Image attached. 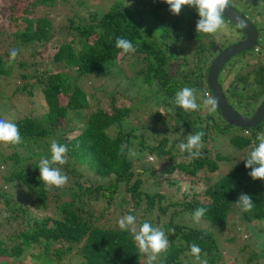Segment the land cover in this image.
<instances>
[{
	"label": "trees",
	"instance_id": "16d2710c",
	"mask_svg": "<svg viewBox=\"0 0 264 264\" xmlns=\"http://www.w3.org/2000/svg\"><path fill=\"white\" fill-rule=\"evenodd\" d=\"M55 1L32 0L23 8L25 14L20 17V28L13 33L15 47L12 49L23 48L27 51L44 45L50 38L57 39L59 46L52 58L54 64L74 68L76 76L70 77L62 70L50 73L48 66L36 78L41 90L43 115L40 119L33 115L40 113L36 103V109L32 113L25 114L15 122L22 142L5 146L0 143V166H7L8 163L12 165L5 174H0L3 182L1 185L21 186V196L15 197L0 185V264H60L61 259L72 252L73 248L74 262L70 264H140L145 255L138 252L132 234L122 231L118 223L108 222L114 217L112 207H117L115 210L126 207V211L134 216L143 215L140 225L147 221L165 232L169 240L168 248L157 255L153 264H197L195 257L190 254V246L194 243L202 250L201 259L218 264L217 260L222 257V252L209 226L205 225L210 222L222 228L231 215L240 219V223L246 227L253 221L264 220V180H253L250 177L251 169L245 167L244 159L249 155L246 154L226 172V177L230 180L219 178L203 188L201 194L194 189L183 190L182 185L194 187L200 170L208 169L215 173L223 166V155L213 148L216 141L210 139L214 137L213 134L223 130L219 120L225 127H230L221 118L218 107L215 110L217 114L202 109L186 112L173 103L175 94L183 83L170 77L166 68L171 62L186 60L182 51L176 52V42L181 37L187 41L196 32L195 29H190L191 24H186L192 19V14L184 15L182 10L187 7L184 6L179 15H171L169 5L164 0H131L136 7L134 10L122 5L120 0H115L108 8H91L86 17L77 23L70 17L68 26L59 25L54 30L47 16L34 15L31 8L53 6ZM15 9V5H12L10 16H13ZM165 15L172 17L166 20ZM152 24L159 26L158 39L149 38L148 31H152ZM117 37L131 41L136 51L122 54V50L115 46ZM230 39L232 40L231 35L229 39L228 36L225 39L227 44ZM220 49L208 58L204 55L207 49L197 47L194 50L196 54L191 56L196 58V63L185 77L195 76L197 80L194 84L197 83L198 86L204 80L202 93L210 94L206 72ZM10 52L0 54V76L9 74L15 64V60L9 62ZM132 55L143 56L146 66L143 73L126 77L131 89L133 81L139 80L142 85L139 93L131 91V97L141 94L146 99V86L155 87L157 95L161 94V103L167 107L168 114L164 116L159 110H148L144 115L148 126L138 127L134 113L141 103L136 108L120 107L116 101V91L110 89V110L101 107L99 101L94 102L97 109L85 116V121L79 128L72 126L63 129L71 121L72 115L81 118L83 110L90 106L87 94L76 83L77 79L111 71L122 73L121 61L131 59ZM182 63L186 67L185 61ZM19 66L24 68L29 64L24 62ZM21 76L27 78L25 74ZM227 84L223 91L229 104L240 113L250 115L259 105L256 92L242 96L237 93L238 85ZM24 88L26 85L20 89ZM232 88L236 90L230 95L228 91ZM31 93L29 90V94ZM61 97L66 98L65 103H61ZM262 125L264 120L257 127ZM179 128L187 134L184 139L189 134L194 135L200 131L205 133L198 158L189 161L177 159L181 155L182 158H188L186 152L181 153L177 148L179 143L186 142L182 136H174ZM244 131H247L245 135H229V143L235 149L246 148L253 141L254 135L250 134V129L245 128ZM39 139H43L47 151L53 140L67 146L66 163L54 167L60 168L67 175L68 181L76 178V184L47 189L38 179L39 162L41 158L50 159L51 153L29 149L27 156L20 148ZM122 144L133 149L137 156L129 159L126 154L120 155ZM3 147L14 149L7 153ZM153 150H157L167 160L159 175L153 174L151 160L147 158V161L141 162L142 153L148 156ZM83 166L97 176L95 180L86 179L88 185L80 180L81 172L78 169ZM181 173L189 176V180L182 178ZM153 175L155 180L147 182L149 176ZM98 177L104 178V181ZM206 177L210 178V175L206 174ZM159 183L171 188L173 192L165 194L154 189V185ZM24 190L31 191L32 197L26 196ZM242 193L250 195L252 199L254 205L250 211H245L236 204ZM51 194L58 203L55 213L38 216L33 208L46 209ZM116 197H119L118 204ZM197 208L207 209L198 222L190 220ZM161 218L164 221L159 225L158 219ZM153 219L156 221L153 222ZM172 229L174 232L170 231ZM247 260L255 262L257 258L253 254Z\"/></svg>",
	"mask_w": 264,
	"mask_h": 264
},
{
	"label": "rangeland",
	"instance_id": "374dc122",
	"mask_svg": "<svg viewBox=\"0 0 264 264\" xmlns=\"http://www.w3.org/2000/svg\"><path fill=\"white\" fill-rule=\"evenodd\" d=\"M31 1L32 0H0V54L6 55L12 50L13 47H15L12 39L13 33L17 31L18 28H20L22 24V19L20 17L24 16L25 14L23 12V8L27 7L29 3H31ZM114 1L115 0H56L53 6H43L31 9L34 15L41 17L47 16V18L51 20L54 30H56V27L59 25L68 26V19L70 17H72L75 23H77L78 20L86 17V14L89 10L108 8ZM120 3L126 6V0H120ZM229 4L232 5L233 8L241 10L250 20H252V23L259 31V37L255 47H253L249 51H244L243 53L236 55L235 59L226 64L225 68H222L219 74V80L221 81L223 86H225V81L227 83L230 81V85H238L237 91L239 92L237 93H240V95L242 96L252 95V92H256L258 96V102L260 103L264 99V0H229ZM12 5H15L16 11L14 12V14H12L13 16H10V9ZM134 5L135 4L130 0L129 6H127V8L134 10L136 8ZM184 10H182L183 12H185L184 15L186 13L192 14V19H190L186 24H191L190 29H195L196 22L199 19L197 11L189 6H187ZM171 15H165L164 17L166 20H168V17H172ZM226 21V18H224L225 26L215 34H199L195 32L193 33V37L187 41L184 37L179 38V41L176 42V46L178 47V49H176V52L179 53L182 51V55L184 56V58H186V60L179 59L175 62H171L169 67L166 68V71L170 77H174L175 79H178L179 82L183 83L181 85L182 88L190 87L197 90L196 94L198 103H200L202 100L201 88L205 83L204 80H201L198 86L197 83L194 84V82H196L197 80L195 76L192 75L189 78L185 77L188 75V72L192 70L191 67H194L196 63V58H193L191 56L192 54L195 55L196 52L194 50L197 47H200V49L203 50L205 48L207 49L204 52V55H206V57H212L216 50L219 49V44L222 43L224 45H227L225 37L227 38L228 36L229 39V35L232 36L233 40L229 42H234L235 36L239 37V35L231 26V24L227 23ZM151 27L152 31H148V33H150L149 38L158 39L159 26H156V24H152ZM70 39L71 37L68 38V40ZM173 40L175 41V39ZM58 46L59 41L57 39L50 38L44 43V45H39L27 51L23 48H19L18 56L15 59V64L12 66V70L10 71V73L5 74V76H0V118L15 123L25 114L32 113L36 109V103L38 108L40 109V113L33 115L37 116V118L39 119L41 118L44 110H42L43 105L40 93L41 90L39 84L36 82V78L48 66L50 67V73H55L62 70L70 77L76 76L74 68L60 67L54 64L52 58L54 53L57 51ZM184 61L186 63V67L182 63ZM24 62L29 64V66L21 68L19 65ZM120 64L122 65V67H120L122 73L118 74V72L115 73L111 71L110 73H100L97 75H92L90 77L83 76L77 79L76 83L87 94L90 106L89 108L86 107L83 110L81 118H77L76 116L72 115L71 121L67 122V125H65L63 129L66 130L72 126H77L79 128L85 121V116H88L97 109V107L93 104L94 102L99 101V105L101 107L110 110L111 107L108 98V92H110L108 90L110 89H113V92L114 90L116 91V101L117 103H119L120 107L132 106L136 108V106L141 103L139 109L134 113L137 118L136 123H138V127L148 126L147 119L144 116L148 110H159L164 113V116L168 114L169 111L167 107L163 106V104L161 103V94L159 93L157 95L155 87L146 86V99L141 94L135 98L131 97V91L133 90L135 93H139L140 87L142 85L141 81L139 80L137 82L133 81L134 84L132 85L131 89L128 85L129 79H126V77L129 78L135 74L137 76L139 72L143 73L146 66V61L145 59H143V56L136 57L135 55H132L131 59L127 58L126 60L121 61ZM22 74H25L27 78H22ZM230 77L231 80H229ZM229 84H227V86ZM24 85H26V88L21 90L20 88H22ZM223 88L226 89V87ZM29 90L32 91L31 94H29ZM235 90L236 88H232L228 91V94L231 95V92H235ZM65 102L66 98L61 97V103ZM155 102L158 103L154 105L153 103ZM213 113L217 114L216 111H214ZM69 116H71V114ZM170 121L173 122L172 120ZM219 124L222 125L221 128H223V130L219 131V133L217 134H213L214 137L210 140L216 141V144L215 146H213V148H216L220 151V153H222L224 159L221 163L223 164V166L219 168L215 173H211V171H209L208 169L200 170L196 175L199 176V178L197 182H195L196 184L194 185V187L192 186L191 188L190 186L187 187L185 185H182L183 190L185 189V191H189V189H194L201 194V192H203V188H205L207 185L212 184L217 179H229V177H226V172L229 170L231 165L236 164L240 161V158L244 157L246 154H249L258 143V141H256L257 134L264 133V125L250 129V134L254 135V139L251 144L246 148L235 149V147H233L229 143V135H245L244 129H231L230 127H225L226 125H224L221 120H219ZM158 127L161 128L159 124ZM186 135L187 134L182 130V128H179V131H175L174 133V136H182V139H184ZM50 144L48 145L47 151L46 147H44L43 145V139H39L36 140L35 143H29L28 145L20 149L26 155L28 154L29 149L38 150L40 153H43L46 150V153H50ZM5 145L6 144H4V146ZM3 149L6 150L7 153H11L14 148L3 147ZM142 154L143 156H141V162L147 161L148 158L153 163V174L159 175L160 172L164 170L167 160L165 158H162L157 153V150H153V152L151 154L149 153L148 156H146L144 152ZM150 155L152 156V158L149 157ZM177 159L189 161V158H182V155L178 156ZM30 162L31 161H28V163ZM225 165L227 166L225 167ZM11 168L12 165L10 163H8L7 166L6 164H3L2 166H0V174H5L7 170H10ZM78 170L81 172L80 180H82L85 185L89 184L86 179L95 180L97 178L94 173L89 172L86 169V166H83ZM206 174L210 175V178H207ZM182 175V178H185L186 181L189 180V176L184 174ZM196 176H194V178H197ZM1 178L2 176L0 175V185L3 183ZM98 178L100 179V177ZM100 180L104 181V178ZM154 180L155 175L149 176L147 182H151ZM160 183L154 185V189L160 190L165 194L173 192L171 191V188L164 187L160 185ZM74 184H76V178H71L67 183V185ZM1 186L11 196H21L19 189V187L21 188V186H11L9 184H3ZM24 193L26 196L32 197L31 191L24 190ZM125 195L126 197H128L127 194ZM118 199L119 197H116V204H118ZM48 204L49 205L46 207V209L38 210L37 208H33V210L38 213V216L41 217L52 214L53 212L55 213L58 203L57 199H54L52 194L48 199ZM112 208V215L114 217L108 220V222L111 224H116L122 216L131 214L126 211V207L120 210H115L117 207ZM142 216H135L137 228H139L140 226V220H142ZM187 217L185 218L187 219ZM158 220L159 225H162L164 219L161 218ZM190 220H194V218ZM154 221H156V219H153V222ZM208 224L209 225H205L204 223L203 225H205L206 227L209 226V229L212 231L222 252V257L217 260L218 264H264V220L253 221L251 223H248V227H246L245 224L240 223V219H236L233 215H231V217L228 219V223L222 228L210 222ZM71 251L72 252L66 254L61 259L60 264H70L74 262V257L72 258L73 253L75 252L74 248L71 249ZM253 254L257 258V260H255V262L252 260H247V258H249V256ZM146 259V255L143 256L142 262L140 264H145ZM196 263L199 264L198 261H196ZM208 264L211 263L208 262Z\"/></svg>",
	"mask_w": 264,
	"mask_h": 264
},
{
	"label": "clouds",
	"instance_id": "9594fccd",
	"mask_svg": "<svg viewBox=\"0 0 264 264\" xmlns=\"http://www.w3.org/2000/svg\"><path fill=\"white\" fill-rule=\"evenodd\" d=\"M164 2L169 5V10L174 15H179L184 6L194 8L199 16L195 28L196 32L199 34H215L220 31L225 26L224 13L226 8L230 5L229 0H164ZM127 6H129L128 0H126L125 7ZM115 46L122 50V54L134 53L136 51L131 41L121 37L116 38ZM18 52V49L11 50L9 62L17 58ZM229 80H231V77ZM220 84L223 86L221 82ZM225 84H227L226 81ZM196 93V89L184 87L176 92L173 103L186 112L201 109L209 112H214L216 110L219 100L212 97L211 92L210 94L207 92L202 93V100L200 103L197 102ZM204 135L205 133L203 131L197 132L194 135L189 134L186 142L179 143L177 148L181 153L186 152L189 159L198 158L203 148L202 138ZM256 141H258L257 145L251 150L248 157L244 159L246 160L245 167L251 169L249 175L253 180H264V133H258ZM21 142L22 137L18 125L9 120L0 118V143L19 144ZM126 149L127 152L125 151ZM67 151L66 145H61L56 140H53L50 144V159L41 158L38 165L40 171L38 179L43 182L47 189L53 187L60 188L67 184V175L63 174L60 168L54 167V165H63L66 163ZM119 154H126L129 159H133L137 156V153L133 149L128 148L126 144L120 146ZM150 158H152V156H150ZM236 204L241 206L245 211H250L254 205L250 195L244 193L239 196ZM206 211L207 209L205 208H197L193 213L194 220L198 222ZM118 226L122 231H127L132 234L138 252L141 255H146L147 264H153L157 255L166 251L168 248L169 240L165 232L159 227H153L150 222L145 221L137 228L136 217L127 214L118 220ZM170 231L174 232V229ZM201 251V248L195 243L190 246V254L195 257V260L198 261L199 264H208L206 259H201Z\"/></svg>",
	"mask_w": 264,
	"mask_h": 264
},
{
	"label": "water",
	"instance_id": "95a60500",
	"mask_svg": "<svg viewBox=\"0 0 264 264\" xmlns=\"http://www.w3.org/2000/svg\"><path fill=\"white\" fill-rule=\"evenodd\" d=\"M227 23L231 24L239 37L235 36L234 42H229L225 47L222 43L221 48L214 56L206 72V84L210 89L211 96L219 100L218 109L221 118L230 127L255 128L264 120V99L259 103L256 109L246 115L233 108L224 94L223 87L219 82V73L226 64L235 59V56L249 51L256 46L259 31L245 14L229 5L224 13ZM229 41H232L231 39Z\"/></svg>",
	"mask_w": 264,
	"mask_h": 264
},
{
	"label": "built area",
	"instance_id": "2783aa9c",
	"mask_svg": "<svg viewBox=\"0 0 264 264\" xmlns=\"http://www.w3.org/2000/svg\"><path fill=\"white\" fill-rule=\"evenodd\" d=\"M244 133H247V131H244Z\"/></svg>",
	"mask_w": 264,
	"mask_h": 264
},
{
	"label": "crops",
	"instance_id": "0c3cea01",
	"mask_svg": "<svg viewBox=\"0 0 264 264\" xmlns=\"http://www.w3.org/2000/svg\"><path fill=\"white\" fill-rule=\"evenodd\" d=\"M226 85V84H225ZM257 94V93H256Z\"/></svg>",
	"mask_w": 264,
	"mask_h": 264
},
{
	"label": "flooded vegetation",
	"instance_id": "af4514ba",
	"mask_svg": "<svg viewBox=\"0 0 264 264\" xmlns=\"http://www.w3.org/2000/svg\"><path fill=\"white\" fill-rule=\"evenodd\" d=\"M226 39V38H225ZM220 46V45H219Z\"/></svg>",
	"mask_w": 264,
	"mask_h": 264
}]
</instances>
